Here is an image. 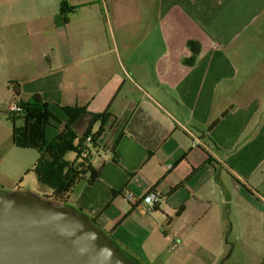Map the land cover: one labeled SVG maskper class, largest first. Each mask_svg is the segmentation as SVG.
<instances>
[{
    "label": "crops",
    "instance_id": "crops-1",
    "mask_svg": "<svg viewBox=\"0 0 264 264\" xmlns=\"http://www.w3.org/2000/svg\"><path fill=\"white\" fill-rule=\"evenodd\" d=\"M0 73L47 103L48 143L64 108L79 137L109 110L64 207L135 264H264V0H0Z\"/></svg>",
    "mask_w": 264,
    "mask_h": 264
},
{
    "label": "water",
    "instance_id": "water-1",
    "mask_svg": "<svg viewBox=\"0 0 264 264\" xmlns=\"http://www.w3.org/2000/svg\"><path fill=\"white\" fill-rule=\"evenodd\" d=\"M0 264H130L92 222L32 193L0 194Z\"/></svg>",
    "mask_w": 264,
    "mask_h": 264
},
{
    "label": "trees",
    "instance_id": "trees-1",
    "mask_svg": "<svg viewBox=\"0 0 264 264\" xmlns=\"http://www.w3.org/2000/svg\"><path fill=\"white\" fill-rule=\"evenodd\" d=\"M66 10L71 11L72 9L67 7L66 2H63L61 12L64 13ZM189 45L194 53L189 64H193L199 50L194 47L193 43ZM9 86L16 98L19 95L18 85L11 82ZM19 104L22 108L20 113H9V119L13 124V144L18 148L38 151L39 158L28 173H34L40 183L52 190L51 196H45L50 203L65 208L64 205L81 182L86 181L88 184H93L100 175L99 171L91 167L90 159L99 148L98 140L104 132V125L111 113L106 110L102 113L91 114L92 120L88 129L79 137L72 127L75 121L85 113V110L66 107L63 110L68 116V121L55 140L48 143L45 138L46 127L52 119L55 120V117L49 111L47 103L39 95H34L29 101L19 102ZM17 120H21V126L16 125ZM97 123L101 126L97 132L93 133V127ZM69 152L76 155V160L73 162L65 159ZM88 175L89 178L86 179ZM93 225L96 227L94 222ZM120 254L130 264H135L126 254L122 252Z\"/></svg>",
    "mask_w": 264,
    "mask_h": 264
},
{
    "label": "rangeland",
    "instance_id": "rangeland-1",
    "mask_svg": "<svg viewBox=\"0 0 264 264\" xmlns=\"http://www.w3.org/2000/svg\"><path fill=\"white\" fill-rule=\"evenodd\" d=\"M13 101L9 99L5 75L0 73V194L28 191L47 200L44 193L38 191L36 175L28 173L39 158L38 151L18 148L13 144V124L9 119V108ZM16 125L21 126V120H17ZM66 159L76 160L75 153H67Z\"/></svg>",
    "mask_w": 264,
    "mask_h": 264
},
{
    "label": "built area",
    "instance_id": "built-area-1",
    "mask_svg": "<svg viewBox=\"0 0 264 264\" xmlns=\"http://www.w3.org/2000/svg\"><path fill=\"white\" fill-rule=\"evenodd\" d=\"M21 111H22V108H21L19 102L14 100L12 105L9 108V112L10 113H20ZM128 199H129V201H131L134 204L138 202V199L132 194L128 195ZM142 201H143V203H145L147 205L148 210L151 211V210L155 209L161 203L162 196H161L160 192L152 191V192L148 193L142 199Z\"/></svg>",
    "mask_w": 264,
    "mask_h": 264
}]
</instances>
